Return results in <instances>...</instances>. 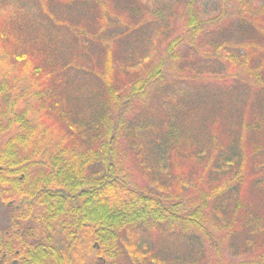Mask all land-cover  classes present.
Instances as JSON below:
<instances>
[{"label":"trees","instance_id":"16d2710c","mask_svg":"<svg viewBox=\"0 0 264 264\" xmlns=\"http://www.w3.org/2000/svg\"><path fill=\"white\" fill-rule=\"evenodd\" d=\"M204 2L0 0V264H264V0Z\"/></svg>","mask_w":264,"mask_h":264},{"label":"rangeland","instance_id":"374dc122","mask_svg":"<svg viewBox=\"0 0 264 264\" xmlns=\"http://www.w3.org/2000/svg\"><path fill=\"white\" fill-rule=\"evenodd\" d=\"M207 2H204L203 3V7H204V11L205 13L207 14L205 16V18H208L209 16H213V15H216L217 12V7L216 6H213V2L212 0H206ZM168 2V3H171V6H175V0H152V3L149 4V12L150 10H152V12H156V11H162L163 12V15L162 16H165V17H168L170 14H177L178 13V10L176 12H171V7H166L165 6V3ZM148 12V14H149ZM175 22L178 23L180 25V18L178 16L175 17ZM179 28L178 30H175L170 36H174L175 34H177L179 32ZM130 48V47H129ZM128 48V49H129ZM205 246V252H206V256L208 257V245L207 243L204 244ZM210 263L211 264H218V262L216 260H213L211 259L210 260Z\"/></svg>","mask_w":264,"mask_h":264},{"label":"flooded vegetation","instance_id":"af4514ba","mask_svg":"<svg viewBox=\"0 0 264 264\" xmlns=\"http://www.w3.org/2000/svg\"><path fill=\"white\" fill-rule=\"evenodd\" d=\"M7 214L8 213L6 209H4L2 205H0V221L2 222V224H5ZM0 241H2V238L0 239Z\"/></svg>","mask_w":264,"mask_h":264}]
</instances>
